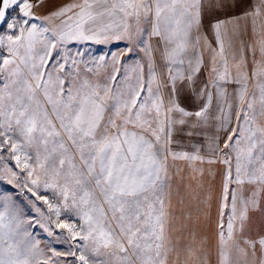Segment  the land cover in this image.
<instances>
[{"label":"snow or ice","instance_id":"snow-or-ice-1","mask_svg":"<svg viewBox=\"0 0 264 264\" xmlns=\"http://www.w3.org/2000/svg\"><path fill=\"white\" fill-rule=\"evenodd\" d=\"M45 2L0 0L9 53L0 57V149L10 145L15 167L21 169L5 165L0 182L13 184L26 174L23 185L15 186L27 189L33 206L43 201L48 209L45 214L37 207L42 219L34 223L57 241L70 237L72 243L65 251L51 245L45 251L22 228L25 222L13 195L0 191V264H98L101 248L115 264H168L172 246L165 198L172 190L170 168L180 160L189 167L217 160L226 166L219 264H256L257 246L259 264H264V236L242 239L246 247L234 239L237 232L243 236L249 212L264 193V124L256 123L264 117V0L241 17H213L207 24L208 16L225 7L223 2L73 0L36 15L34 9ZM11 12L16 15L9 19ZM248 18L253 34H259L256 44L248 46L254 57L251 76L243 42L237 47L234 40L235 23ZM55 20L59 24L52 29L44 26ZM141 21L150 23L151 30L141 27ZM86 41H125L126 47L86 61L84 53L73 55L69 48ZM4 46L0 34V48ZM257 48L260 60L255 59ZM134 54L138 58L129 62ZM81 64L96 82L82 75ZM205 72L207 79L202 78ZM250 78H259L258 97L249 93ZM185 96L200 101L197 111L182 106ZM210 121L227 136L223 147L220 135L208 134ZM17 133L22 139L14 138ZM185 137L190 150H177L185 147ZM37 141L44 155L37 150L33 163L24 149ZM245 183L255 186L248 196ZM50 189L63 199L53 202L41 194ZM70 196L79 225L67 215ZM228 240L235 261L225 250ZM196 255L197 249L189 247L187 258L181 262L178 254L173 264H196Z\"/></svg>","mask_w":264,"mask_h":264},{"label":"crops","instance_id":"crops-1","mask_svg":"<svg viewBox=\"0 0 264 264\" xmlns=\"http://www.w3.org/2000/svg\"><path fill=\"white\" fill-rule=\"evenodd\" d=\"M73 0H46L43 7L34 9V12L38 16H45L48 12L54 10V6L61 3H70ZM80 2V0H75ZM225 4V7L219 11L213 12L206 18V24L213 17L219 19H226L228 17H241L245 11L251 10L258 0H214V3ZM18 11V10H17ZM16 15V12H11L9 19ZM34 23H40L35 20ZM59 24V20L45 21L44 26L52 29L55 25ZM6 25V24H5ZM141 27H147L151 30V24L145 25L141 21ZM236 34L234 40L236 46L239 47L240 43L244 45V55L247 60L249 76H251V69L253 66V53L249 50V45H255L259 39V34H253V25L251 18L240 19L234 25ZM17 30V33L18 34ZM1 33V32H0ZM145 39H148L145 34ZM7 44V41H6ZM96 46L100 49V56L102 53H106L110 57L111 52L122 51L126 47L125 41H115L109 44L95 43L93 41L86 42H72L69 48L75 46ZM41 45H37V48ZM143 54H140L142 57ZM138 57L134 54L129 58L135 60ZM239 59V54H237ZM255 59L260 60L261 55L259 49L255 51ZM159 68V56L156 57ZM2 63V61H0ZM235 74V73H234ZM83 75L85 73L83 72ZM203 79H207V73L202 76ZM259 79V78H258ZM254 79H249L248 88L249 93H253L255 86L258 82ZM229 93L232 92V88L228 89ZM253 91V92H252ZM234 111L237 106L233 100ZM182 106L189 111H197L199 109L200 101L195 97L185 96L182 98ZM215 114V107H213V115ZM195 118L193 117V120ZM257 124H264V117H257ZM236 126L235 115L232 117V127ZM209 135H220V145L223 147L224 140L227 136L223 132L217 133L214 122H209ZM179 139V137H177ZM203 134L198 138V142L203 143ZM174 147H176L174 145ZM177 150H190L187 147V138L185 137V147ZM204 155L207 157L208 153ZM231 155V153H230ZM172 162L170 161V164ZM175 167L170 168V175L172 177V190L171 195H166L165 203L169 211L167 235L171 242L172 250L169 253L168 264H173L177 260L179 254V260L183 262L187 258V250L189 247L197 249V255L192 259L196 261V264H219V237H218V224L221 219V191L223 187V180L226 166L217 160L216 163L208 164L206 161L200 163L195 161L192 167L188 166V162L180 160L175 162ZM179 168V171H177ZM195 169V170H194ZM202 170V171H201ZM238 187L235 184H231L230 188ZM254 185L245 183L242 186L243 193L248 196L254 189ZM230 206V200L228 201ZM228 209H225L227 212ZM227 214L224 215L223 220L225 224V234L227 225ZM259 236H264V193L261 194L258 205L249 212V219L243 236L237 232L234 239L241 241V246L246 247L242 243V239H257ZM226 251L229 252L233 261L237 259V254L233 249V241H226ZM251 253V249H248ZM259 248L257 246L256 264H259ZM243 258H241L242 261ZM248 260L251 261L252 257L249 255ZM191 264V262H190Z\"/></svg>","mask_w":264,"mask_h":264},{"label":"rangeland","instance_id":"rangeland-1","mask_svg":"<svg viewBox=\"0 0 264 264\" xmlns=\"http://www.w3.org/2000/svg\"><path fill=\"white\" fill-rule=\"evenodd\" d=\"M0 32H1L0 34H3L5 36V46L0 48V57H8L9 53L6 47L7 45L6 36L8 34L7 25L3 24ZM70 50L73 55L76 54L77 50L84 53L83 60H86V61H91L93 58L100 56V53H99L100 49L96 46L80 45V46H75L73 48H70ZM102 54L106 55V53H102ZM77 59H80V58L77 57ZM0 61H2V59H0ZM80 68H81V73L83 75L84 65L81 64ZM85 75H87L91 81L96 82L97 77L93 76L90 73L85 74ZM100 79L102 80V77ZM254 92L256 96L258 97L259 91L256 88V86H255ZM14 138L17 140L22 139L21 137H19L18 133L16 134ZM24 150L31 154L33 158V163L35 162V156H36L37 150L40 151L41 157L43 158L44 148L42 145L39 144L38 141L34 143L32 146L26 147ZM0 157H3V159L0 160V169H4L5 165H7L8 167H12L17 172L21 171V169L15 167L16 161L13 159V154L10 152V145H5L3 149H0ZM56 164L58 165V158L56 160ZM25 175L26 174H22L18 178V181H14L13 184H7L6 182H0V191L10 192L13 195L14 200H15V205L19 209V213H18L19 219L25 222L22 224V228L27 229L37 240L40 241L41 248H44L45 251H47L46 246L51 245V246H54L58 251H65L67 249L68 243H72L70 237L68 238L67 242H63V240L57 241L55 236H52V237L48 236V234L42 228H40L38 224L34 223L35 221L42 219L40 216V213L37 212L36 210L37 207L40 208V210L44 212L45 214H47L48 209H47V205H45L43 201H36L35 206H33V204L30 203V200H34V198L31 197V194L27 192V189H24L23 191H21V188L15 186L17 182L20 185H23ZM41 194L47 195L50 200H53V202L63 199L61 196H56L53 190L51 189L48 190L46 193L42 191ZM80 195H82V193L78 194L77 200H79ZM54 196H55V199H54ZM68 204H69V209L67 210V215L72 218L70 222H75L77 223V225H79L81 221L78 219L77 210L71 207L72 205L71 196L69 197ZM61 219H65V216H62ZM53 227H55V225H53ZM77 230H79V228H77ZM60 231L61 230L57 229V234H59ZM65 235H67L66 230H65ZM106 251L107 250L101 248V254L96 257L98 264H115L114 258L111 257L110 255L105 254ZM77 255H79V253H77Z\"/></svg>","mask_w":264,"mask_h":264},{"label":"water","instance_id":"water-1","mask_svg":"<svg viewBox=\"0 0 264 264\" xmlns=\"http://www.w3.org/2000/svg\"><path fill=\"white\" fill-rule=\"evenodd\" d=\"M2 26H3V24H2V25H0V30H1Z\"/></svg>","mask_w":264,"mask_h":264}]
</instances>
